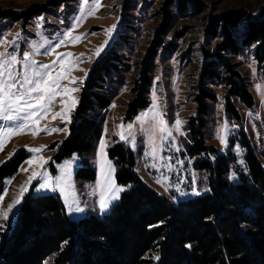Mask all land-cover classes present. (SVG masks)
I'll use <instances>...</instances> for the list:
<instances>
[{
  "label": "rangeland",
  "instance_id": "rangeland-1",
  "mask_svg": "<svg viewBox=\"0 0 264 264\" xmlns=\"http://www.w3.org/2000/svg\"><path fill=\"white\" fill-rule=\"evenodd\" d=\"M168 1L99 0V8L93 15H88V10L97 0H89L87 9L83 0H0V12L23 14L22 21L19 22L0 20V52L15 50L21 58L27 52L31 59L38 63L49 64L56 60L60 53H72L73 56L62 59L65 63L82 69L71 71L69 74V79L77 77L82 78V81L78 79L75 84H69V80L62 81L64 85L79 88L78 92L73 93L78 103L70 113L71 122L60 118L52 119L64 107L60 101L66 97L58 96L46 116L34 118L22 134L8 139L0 151V167L21 151L27 155L17 175L4 180L5 188L1 195L3 201L0 202V209H6L13 204L33 170L47 172L53 185L60 183L58 178L63 176L67 181L66 193L59 189L37 191L43 181L39 178L31 181L27 184L28 191L24 193L21 203L9 213L8 220L0 219V225H3L0 227V234H9L12 231L28 195L33 198L43 195L60 196L68 218L74 222L85 216L103 217L109 214L112 208L120 203L122 195L132 188V185L121 186L117 182V168L109 157L110 147L117 143L125 144L133 152L135 171L144 184L172 204L177 205L180 201L207 193L210 190L209 175L196 168V159L188 153L191 145L189 124L197 115V97L200 96L201 90L216 98L215 101L204 100L209 109L206 117L208 126L204 130L206 144L221 154L232 155V171L229 176L231 182H237V172L246 168L247 150L242 146L245 137L257 155L264 152V69L259 66L253 54L254 48L234 58L235 71L241 75L255 100V105L247 108L235 99L234 103L242 115L241 124L230 119L225 111L229 87L221 83L214 85L212 79L203 73L206 62L213 58L215 48L223 40L208 35L211 19L241 10H246L247 14L252 16H259L264 10V0H189L187 13L179 10L178 0H173L171 5ZM192 4H197V7H192ZM167 13L172 16V20L169 26L164 27ZM113 25L116 28L109 38L108 29ZM242 30L244 23L241 25L240 31ZM69 31L72 32V39L66 37ZM17 33L20 34L19 37ZM237 35L241 40L239 33ZM76 37L80 39L76 40ZM61 39L64 43L57 47ZM5 40L15 43L5 44ZM106 40L107 45L97 56V49L104 45ZM112 46H117L115 52L122 58L119 66L121 73L112 77L113 83L108 87L113 89L116 95L111 107L103 115L101 140L91 153L84 156L75 154L59 162V145L70 136V127L74 122L80 95L91 68ZM59 70L57 66L56 71ZM144 76L150 81V86L146 89L150 105L129 119V104L139 98L137 85ZM157 113L163 114L162 118L166 121L171 136L157 131L153 137V126L159 118ZM177 121L181 122L179 131L176 128ZM16 123L0 120V128L14 126ZM129 124L133 126L131 136L127 133ZM120 125L125 128L121 129ZM225 125L226 130L221 132ZM45 127L66 128L67 131H52L49 134L41 131ZM121 131L128 136L127 139L120 138ZM221 135L225 137L226 143H222ZM102 141H106V159L111 161L114 168L111 176L117 188L123 189L118 193L119 198L114 200L111 199L110 192L102 187ZM42 146L46 147L40 153L29 150ZM154 147L162 149L156 156L152 154ZM40 157L48 161L43 169L38 166ZM29 160L36 162L30 167ZM69 162L71 167L65 173L64 166ZM84 167H92L97 171L95 181L77 180L78 169ZM104 171L107 176V166ZM102 194L110 200L108 208L103 210L100 208ZM77 207L83 211H75ZM51 263V259L45 262Z\"/></svg>",
  "mask_w": 264,
  "mask_h": 264
},
{
  "label": "trees",
  "instance_id": "trees-1",
  "mask_svg": "<svg viewBox=\"0 0 264 264\" xmlns=\"http://www.w3.org/2000/svg\"><path fill=\"white\" fill-rule=\"evenodd\" d=\"M173 2L168 1L169 5ZM188 2L178 0L182 13L188 12ZM22 15L0 12V20L19 22ZM171 20L167 13L164 27ZM243 23L244 30L240 31ZM208 35L223 40L203 73L214 85L229 87L225 111L241 124L235 99L247 108H252L255 100L235 71L234 58L254 48L253 54L264 69V10L259 16L241 10L211 19ZM116 47L112 46L91 68L70 136L59 145V162L75 154L91 153L101 140L103 115L116 95L108 87L112 77L121 73L122 58L116 54ZM137 86L140 94L129 104V119L150 105L146 97L149 79L144 76ZM197 98L199 109L189 124L188 153L196 159V168L209 175L207 193L172 204L144 184L135 171L133 152L117 143L109 149L117 168V182L132 185L120 203L103 217L85 216L74 222L68 218L60 196H26L12 231L0 234V264H45L49 259L51 264H264V152L257 155L245 137L242 146L247 150L246 168L237 172V182H231L232 155L207 146L204 135L209 114L204 100L216 98L205 90ZM26 159L21 151L0 167V197L4 180L17 175ZM96 172L92 167L80 168L76 178L93 182Z\"/></svg>",
  "mask_w": 264,
  "mask_h": 264
},
{
  "label": "snow or ice",
  "instance_id": "snow-or-ice-1",
  "mask_svg": "<svg viewBox=\"0 0 264 264\" xmlns=\"http://www.w3.org/2000/svg\"><path fill=\"white\" fill-rule=\"evenodd\" d=\"M83 3L87 9L89 0H83ZM99 6V0H97V3L93 5L90 10H88L87 14L93 15ZM83 15L84 13L82 12L81 17H83ZM77 23H79V21H77ZM115 28L116 26L113 25L110 29H108L109 38H111V34L115 31ZM19 35L20 34L17 33V37H19ZM66 37L72 39V32L69 31L66 33ZM75 39L79 40L80 37H76ZM4 43L14 44L15 41L8 42L5 40ZM63 43L64 40L61 39L56 46L58 47ZM107 43L108 41L106 40L104 45L97 49V56H99L100 52L103 51V47L106 46ZM71 56H73L72 53H60L57 55V59L49 64L38 63L36 60L31 59L30 54L27 52L23 54L22 58L15 50L12 52H8L7 50L0 52V120L17 122L14 126L0 128V151L3 150L4 144L8 139H10L12 136L22 134L23 131L29 127L30 122H32L34 118L41 117L42 115L46 116L52 110V106L56 102V98L58 96L66 97V99H62L60 101L64 107L61 108V110L57 112L52 117V119L55 120L60 118L61 120L67 121L68 123L71 122L70 113L75 109L78 103V100L73 95V93L78 92L79 88L64 85L62 84V81L69 80V84H75L78 79L82 81V78L77 77H72L69 79V74L71 71H82V69H78L76 65L65 63V60L62 59L64 57ZM57 66H59L60 69L58 72L56 71ZM54 72L55 75H53ZM262 91H264V89H262ZM162 115V113H157L159 118L157 119L156 124L153 126V137L157 131L160 133H166L167 136H171L172 134L167 128L166 121L163 120ZM180 123V121L176 122L177 131H179ZM120 127L121 129L125 128L124 125H120ZM226 128L227 125L221 129V132H224ZM132 129L133 126L131 124L127 125L128 136L132 135ZM41 131H46L51 134L52 131H67V129H48L45 127L41 129ZM119 135L121 139L128 138V136L124 134V131H121ZM220 138L222 143H226L224 136L221 135ZM106 146V141H102L100 146L102 187H105L110 192L111 199L114 200L119 198L118 193L123 191V189L117 188L114 179L111 176V173L114 172V168L111 164V161L106 159V153L104 151ZM44 147L46 146L29 150L35 153H40L43 151ZM161 150L162 149L160 148L154 147L152 154L156 156ZM35 162V160H29L28 164L31 167ZM47 162L48 161L43 157H40L38 166L43 169ZM105 166H107L109 170V174L107 176L105 175L104 171ZM70 167L71 162L64 166L65 173H67ZM22 171H27V169H22ZM38 178L43 182L39 184L37 191L46 189H59L61 192L66 193L65 185L67 184V181L63 176L58 178L61 181L60 183L53 185L52 178L47 172L33 170L32 174L28 178V182L24 187H22L20 195L13 202V204L9 205L6 209H0V219H3L4 221L8 220L9 213H12L13 209L21 203L24 193L28 191L27 184H30L31 181L37 180ZM157 182L160 183V181ZM65 198L67 201V195ZM2 201L3 197H0V202ZM109 203L110 200L102 194L100 199V208L102 210L107 209ZM69 210H72L71 205H69ZM75 211L80 212L83 211V209L77 207ZM0 227H3V225H0ZM156 259L158 260L159 257H156Z\"/></svg>",
  "mask_w": 264,
  "mask_h": 264
}]
</instances>
